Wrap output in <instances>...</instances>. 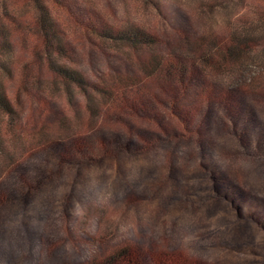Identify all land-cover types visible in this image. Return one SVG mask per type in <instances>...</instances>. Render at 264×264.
<instances>
[{"label": "rangeland", "instance_id": "1", "mask_svg": "<svg viewBox=\"0 0 264 264\" xmlns=\"http://www.w3.org/2000/svg\"><path fill=\"white\" fill-rule=\"evenodd\" d=\"M3 1L36 45L32 1ZM42 2L72 67L94 82L135 84V104L68 95L46 71L54 93L17 100L0 69L18 111L14 125L0 113V264H86L121 247L136 249L138 264H264V0ZM81 21L140 27L165 54L186 35L252 42L230 62L213 50L215 65L197 61L171 97L130 50ZM22 42L14 37L0 62L31 59Z\"/></svg>", "mask_w": 264, "mask_h": 264}, {"label": "trees", "instance_id": "2", "mask_svg": "<svg viewBox=\"0 0 264 264\" xmlns=\"http://www.w3.org/2000/svg\"><path fill=\"white\" fill-rule=\"evenodd\" d=\"M34 6L33 23L37 35L36 45H28V30L19 26V21L14 19L8 12V7L0 0V50L14 49L12 39L21 35L26 46L32 47L28 53L31 59L17 64V68L0 62L1 72L12 77L16 82L15 95L20 100L23 95L31 97L50 95L54 93L52 86L46 85L44 81L45 71L66 88L68 95L71 90L77 89L86 98L100 94L114 101V105L123 104L132 108L135 102H130L129 91L135 84H127L123 78L113 79L103 83L90 80L79 70L71 65L73 61L72 51L68 47L63 33L53 18L48 6L42 0H30ZM156 8L160 10L158 3ZM88 33L98 36L103 41L122 46L130 50L140 63L142 69L150 76V82L160 90L167 92L171 97L178 96L185 88L186 82L200 69L197 61L205 67L215 65V59L211 57L213 50L221 56L225 62L237 60L252 42L251 37L237 35L227 42H215L214 39L199 38L196 41L186 35L179 43V48L169 49L168 53L161 52V40L158 36L145 29L134 25L115 27L103 23L81 21L79 23ZM24 35V36H23ZM196 57L189 58L182 52L189 51ZM14 66V65H13ZM17 72V73H16ZM16 73V76H15ZM0 113L9 120L11 125L18 119L17 108L10 98L9 92L0 78ZM1 133V131H0ZM4 142L0 136V150H4ZM139 253L132 247H121L112 253L102 257H96L86 264H138Z\"/></svg>", "mask_w": 264, "mask_h": 264}]
</instances>
